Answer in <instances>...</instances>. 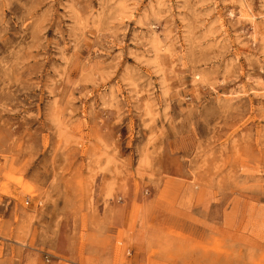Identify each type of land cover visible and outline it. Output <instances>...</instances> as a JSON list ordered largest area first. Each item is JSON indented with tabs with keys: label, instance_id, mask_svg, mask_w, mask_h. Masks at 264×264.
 I'll return each instance as SVG.
<instances>
[{
	"label": "rangeland",
	"instance_id": "374dc122",
	"mask_svg": "<svg viewBox=\"0 0 264 264\" xmlns=\"http://www.w3.org/2000/svg\"><path fill=\"white\" fill-rule=\"evenodd\" d=\"M0 264H264V0H0Z\"/></svg>",
	"mask_w": 264,
	"mask_h": 264
}]
</instances>
